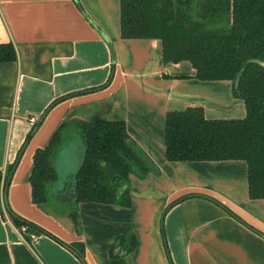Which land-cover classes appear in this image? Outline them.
Instances as JSON below:
<instances>
[{
    "label": "crops",
    "instance_id": "crops-1",
    "mask_svg": "<svg viewBox=\"0 0 264 264\" xmlns=\"http://www.w3.org/2000/svg\"><path fill=\"white\" fill-rule=\"evenodd\" d=\"M6 42L16 59L0 62L1 184L46 110L6 187L13 213L45 233L28 245L0 206V264H264V199L249 198L246 163L165 159L167 112L245 115L231 81L199 80L188 61L163 63L157 38L122 39L120 0H0ZM77 119L124 121L155 166L143 180L129 176L130 208L61 202L55 188L52 202L32 203L35 150ZM66 151L78 163L79 145ZM121 235L135 238L132 252L117 247Z\"/></svg>",
    "mask_w": 264,
    "mask_h": 264
},
{
    "label": "trees",
    "instance_id": "trees-1",
    "mask_svg": "<svg viewBox=\"0 0 264 264\" xmlns=\"http://www.w3.org/2000/svg\"><path fill=\"white\" fill-rule=\"evenodd\" d=\"M120 37L157 38L161 41L163 63L188 61L199 80L232 82L234 94L244 102L245 115L209 119L199 106L167 112L165 159L168 162L243 161L247 166L249 198L264 199V67L249 62L264 61V0H120ZM15 59L13 44L0 43V62ZM239 72L241 76L235 87ZM105 86L106 83L101 88ZM45 113L26 134L3 185L0 172L1 211L7 213L20 233L25 228L21 235L28 245L32 240L30 235L45 232L13 213L6 202V187L19 155ZM74 139L83 148L82 162L75 175L76 204L130 208L129 176L143 180L149 173H156V168L130 138L122 120L77 119L61 123L47 145L33 154L29 177L32 203L52 202L49 191L57 180L58 155ZM116 241L125 254L136 246L131 235H121ZM75 246L77 256L83 261V246Z\"/></svg>",
    "mask_w": 264,
    "mask_h": 264
},
{
    "label": "water",
    "instance_id": "water-1",
    "mask_svg": "<svg viewBox=\"0 0 264 264\" xmlns=\"http://www.w3.org/2000/svg\"><path fill=\"white\" fill-rule=\"evenodd\" d=\"M95 28L98 30L100 35L103 37V39L108 44V47H109L110 53H111V60L114 61L115 55H114V51H113L111 44L109 43V41L107 40V38L105 37L103 32H101L97 27H95ZM249 62H254V63L264 67V61H262V60L251 59V60H249ZM240 76H241V72H239L237 74V76L234 80V86L235 87L238 86ZM73 144L79 145V147H80V160H78V163H76V161L74 159H71L69 156L70 162H66V163L64 162L63 163V161H61V159H60V154H61V152H60L58 155L57 161H56L57 180L53 184L52 188L49 191L50 196H51L52 190H53V188H55V192L57 193L55 199H57L61 202L76 203V200H75V197H76V195H75V175H76V172H77V170L80 167L81 162H82L83 148L78 141L72 140L69 142L68 145H66L62 149V151L63 150L66 151L67 147H69V145H73ZM74 166H76V168ZM68 180H70V183L68 182ZM161 225H162V220H161Z\"/></svg>",
    "mask_w": 264,
    "mask_h": 264
},
{
    "label": "rangeland",
    "instance_id": "rangeland-1",
    "mask_svg": "<svg viewBox=\"0 0 264 264\" xmlns=\"http://www.w3.org/2000/svg\"><path fill=\"white\" fill-rule=\"evenodd\" d=\"M79 141L78 139H74V141ZM69 144V143H68ZM67 144V145H68ZM60 159H61V161H63V163L65 162H70V159H69V153L67 152V151H61V154H60ZM66 165V164H65ZM75 168H76V166H74ZM169 207V206H168ZM168 207H166L167 209H168ZM167 209H165L164 211H163V213H162V217H163V215H164V213L166 212V210ZM161 227H163L162 225H161Z\"/></svg>",
    "mask_w": 264,
    "mask_h": 264
},
{
    "label": "built area",
    "instance_id": "built-area-1",
    "mask_svg": "<svg viewBox=\"0 0 264 264\" xmlns=\"http://www.w3.org/2000/svg\"><path fill=\"white\" fill-rule=\"evenodd\" d=\"M31 121H34V118H31ZM26 230H25V228L23 227V228H21V233H24ZM30 237H31V239H33L35 236H33V235H30Z\"/></svg>",
    "mask_w": 264,
    "mask_h": 264
}]
</instances>
